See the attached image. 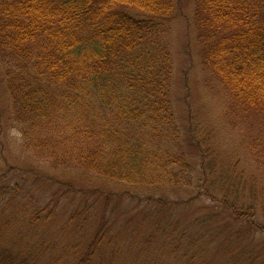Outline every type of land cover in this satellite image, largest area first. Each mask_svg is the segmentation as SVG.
Segmentation results:
<instances>
[{
  "label": "trees",
  "instance_id": "1",
  "mask_svg": "<svg viewBox=\"0 0 264 264\" xmlns=\"http://www.w3.org/2000/svg\"><path fill=\"white\" fill-rule=\"evenodd\" d=\"M175 1L0 0V64L23 149L118 185L192 186L195 168L172 103ZM195 2L202 63L256 120L246 138L264 164V0ZM190 132V146L205 148ZM200 159L196 189L215 200L223 194L234 218L254 224L255 192L239 189L207 153ZM209 177L214 190L206 187ZM240 237L227 242L230 252ZM263 257L264 238L229 262L264 264Z\"/></svg>",
  "mask_w": 264,
  "mask_h": 264
},
{
  "label": "rangeland",
  "instance_id": "2",
  "mask_svg": "<svg viewBox=\"0 0 264 264\" xmlns=\"http://www.w3.org/2000/svg\"><path fill=\"white\" fill-rule=\"evenodd\" d=\"M195 13V0H176L168 39L172 103L182 146L195 168L192 186L118 185L81 169L56 168L26 152L0 64L1 262L231 264L245 244L259 247L264 234L250 227L264 229V164L256 161L246 138L248 123L256 120L235 106L228 89L202 63ZM191 128L198 145L207 142L205 148L190 146ZM203 153L215 159L218 170L227 168L239 189L255 192L256 203L246 206L256 207L254 224L234 218L222 193L215 200L196 189ZM212 183L209 177L206 187L213 189ZM238 234L230 252L227 242Z\"/></svg>",
  "mask_w": 264,
  "mask_h": 264
}]
</instances>
